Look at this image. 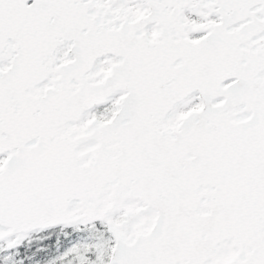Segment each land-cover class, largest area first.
Listing matches in <instances>:
<instances>
[{
  "label": "snow or ice",
  "instance_id": "1",
  "mask_svg": "<svg viewBox=\"0 0 264 264\" xmlns=\"http://www.w3.org/2000/svg\"><path fill=\"white\" fill-rule=\"evenodd\" d=\"M0 264H264V0H0Z\"/></svg>",
  "mask_w": 264,
  "mask_h": 264
}]
</instances>
